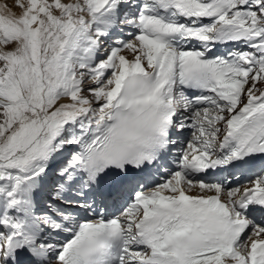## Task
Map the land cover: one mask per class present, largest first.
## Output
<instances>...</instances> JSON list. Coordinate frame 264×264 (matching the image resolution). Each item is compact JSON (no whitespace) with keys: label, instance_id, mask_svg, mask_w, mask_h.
Returning a JSON list of instances; mask_svg holds the SVG:
<instances>
[{"label":"snow or ice","instance_id":"1","mask_svg":"<svg viewBox=\"0 0 264 264\" xmlns=\"http://www.w3.org/2000/svg\"><path fill=\"white\" fill-rule=\"evenodd\" d=\"M0 264H264V0H0Z\"/></svg>","mask_w":264,"mask_h":264},{"label":"bare ground","instance_id":"2","mask_svg":"<svg viewBox=\"0 0 264 264\" xmlns=\"http://www.w3.org/2000/svg\"><path fill=\"white\" fill-rule=\"evenodd\" d=\"M12 2V0H9V3H11Z\"/></svg>","mask_w":264,"mask_h":264}]
</instances>
